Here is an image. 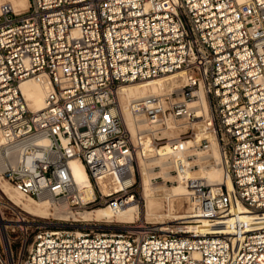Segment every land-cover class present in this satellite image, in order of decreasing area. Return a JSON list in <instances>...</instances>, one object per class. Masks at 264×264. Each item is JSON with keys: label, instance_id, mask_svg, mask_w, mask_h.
Segmentation results:
<instances>
[{"label": "built area", "instance_id": "obj_1", "mask_svg": "<svg viewBox=\"0 0 264 264\" xmlns=\"http://www.w3.org/2000/svg\"><path fill=\"white\" fill-rule=\"evenodd\" d=\"M178 76L177 90L126 103L144 125L132 136L119 89ZM27 79L47 86L42 110L28 107ZM0 136V175L17 192L74 209L138 194L135 157L147 143L170 160L191 213L229 231L36 226L12 264H264V226L231 215L233 200L264 214V0H28L20 12L1 3ZM71 158L84 165L92 198L73 180ZM217 164L224 182L186 177Z\"/></svg>", "mask_w": 264, "mask_h": 264}, {"label": "bare ground", "instance_id": "obj_2", "mask_svg": "<svg viewBox=\"0 0 264 264\" xmlns=\"http://www.w3.org/2000/svg\"><path fill=\"white\" fill-rule=\"evenodd\" d=\"M3 0H0V4ZM10 3L16 12L23 11L28 6V0H7ZM182 79V78H181ZM181 86V85H180ZM179 83H177V77H165L159 78L156 80H149L143 83H133L124 85L119 89V97L122 102L124 119L127 124L129 131L132 136L135 135L137 129L144 127L139 123L136 126L135 117H133L128 109L126 108V103L137 98H141L144 96H160L162 94L173 92L177 89ZM20 90L24 95L28 107L32 111H39L44 108V97L46 95L47 86L44 83H40L36 80L27 79L20 84ZM201 97V92L199 93ZM203 101L194 100L189 106L191 108L197 109ZM1 141V136H0ZM161 150L155 149H140L136 152L135 160L138 163V166L141 167L142 170V195L143 199L146 202V215L147 217L154 216L157 219H162L165 213L161 212V209L165 208L164 212L167 215L173 216L176 219H194L193 222L197 223L192 227L196 229L198 234H218V233H227V231L221 224V221L210 222L209 220L197 218V215L190 214H174L176 208L181 206V200L186 199L188 204L189 201L187 199V189L184 184L178 181V184L172 185L170 187H165L160 184V182L156 178L149 177L152 168L155 166L160 167V173L164 178H171L170 172L168 171L169 166L171 167V162L168 160V157L165 153H161ZM211 155L215 160L219 159V154L215 147H213L211 151ZM69 168L72 175L73 180L79 184L83 188V198L89 199L94 196V189L89 180L88 174L82 162H80L77 158H71L69 160ZM186 177H196L199 179H204L207 181L214 182H224V174L223 168L217 165H211L210 167L200 168L194 172H189ZM113 179L114 178H110ZM97 182L101 191L104 193L107 192V187L105 184V178L99 177L97 178ZM228 186L230 187V183L228 182ZM231 188V187H230ZM157 189H161L164 194V203L160 200L161 198L155 197V193ZM0 191L8 196L14 202V205L19 206L28 214L40 217V218H48L51 215L57 214V210L67 212L70 209L66 204L60 203L59 207H55V203L52 200L42 199V200H33L27 196H24L17 192L1 175H0ZM135 201V200H134ZM131 198L127 200L124 205H118V203H110L105 207L85 211L80 215L82 220H105V222H124L131 223L138 215V208L136 203ZM112 205L113 207H109ZM188 208V207H187ZM189 209L191 210V205L189 204ZM186 211V210H185ZM191 213V211H189ZM247 211L244 207L236 200H233L231 215L239 216L241 219L248 221L252 226L262 227L264 226V214L262 216H252L246 213ZM60 213V214H61ZM69 217H76V213L74 211H68ZM187 213V211H186ZM241 213V214H240ZM144 214V213H143ZM58 215V214H57ZM60 216V215H58ZM65 216V215H64ZM62 216V217H64ZM229 218V217H227ZM187 219V220H188ZM170 220V219H169ZM175 220V219H174ZM19 222H28L25 219H21ZM169 222V221H168ZM163 224V222L161 223ZM189 224V223H188ZM6 222L3 220L0 211V234L2 240L4 242L5 252L8 258V263L12 264L11 261V252L9 248V235L7 232ZM127 225L123 226L126 227ZM161 230H167L165 227H160ZM80 233V232H76Z\"/></svg>", "mask_w": 264, "mask_h": 264}, {"label": "rangeland", "instance_id": "obj_3", "mask_svg": "<svg viewBox=\"0 0 264 264\" xmlns=\"http://www.w3.org/2000/svg\"><path fill=\"white\" fill-rule=\"evenodd\" d=\"M1 2H8V1L3 0ZM177 83H179V86L182 84L181 76L177 77ZM174 133L175 131L166 132L167 136H172L174 135ZM140 149H153V148H151L147 143H145L138 150ZM157 149L158 148H155V150ZM160 152L164 154V152L162 151ZM135 162H136V166H134L135 181L137 185L142 186V176H143L142 170H141V167L138 166V163L136 160ZM152 169L153 170H151L149 177L156 178L160 182V184L164 185L165 187H170L172 185L178 184V181L176 180L173 172H171L172 167L169 166V169H168V171L170 172V175L172 176L171 178H164L162 174L160 173L159 166H155ZM137 190H138V194H136L132 198V200L133 201L135 200L134 202L136 203L137 208H138V215L131 223L105 222V220L85 221L81 219L80 215H82L83 212L105 207L107 203H104V202H101V203L96 202L82 209H74V208L68 209L67 212L74 211L76 213L77 216L74 218L69 217V216H67L68 218H66V215H68V213L67 212L65 213V211H62L61 213V211L59 210H57L58 211L57 214L60 216L55 214V215L49 216L48 218H40V217L31 215V214H28L26 211H24L19 206L14 205V202L11 199H9L8 196L4 195L0 191V211H1V216L3 220L6 222V225H8L7 232L10 238L8 243L10 244V249L12 253L11 257L13 259V262L16 263L17 261V255H18V250L20 248V243L24 239H26L25 252L29 248L34 238V235L36 234L38 230L36 226H42L48 230L68 229L73 232H80V233L91 232L92 233V232H119L120 230L123 229V226L137 224L138 222L147 223L156 228L165 227L167 228V230H171L179 226H191V225L197 224L193 222L194 219L192 218H189V219L187 218L188 220L187 219H176L172 215L171 216L167 215L166 212H164L166 207L161 209V212L165 213L162 219H157L154 216L147 217L146 202L143 199L142 189L140 190L139 188ZM155 197L161 198L160 200L164 203L165 201L164 194L161 189H157V192L155 193ZM55 207L58 208L59 205L55 204ZM109 207H113V206L110 205ZM185 210L187 211V213ZM189 211L191 210L189 209V204L187 200L182 199L181 206L179 208H176V211L174 214H177V213L184 214V215L192 214ZM21 219H25L28 222H19ZM162 222L163 224H161ZM7 261H8V258L5 252L4 242L0 234V264H9Z\"/></svg>", "mask_w": 264, "mask_h": 264}]
</instances>
